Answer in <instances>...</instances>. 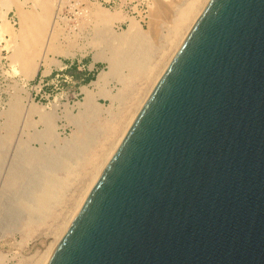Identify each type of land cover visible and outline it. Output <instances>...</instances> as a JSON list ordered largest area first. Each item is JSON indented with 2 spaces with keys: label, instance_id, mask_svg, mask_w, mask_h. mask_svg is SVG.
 Returning <instances> with one entry per match:
<instances>
[{
  "label": "water",
  "instance_id": "1",
  "mask_svg": "<svg viewBox=\"0 0 264 264\" xmlns=\"http://www.w3.org/2000/svg\"><path fill=\"white\" fill-rule=\"evenodd\" d=\"M46 264H264V0H209Z\"/></svg>",
  "mask_w": 264,
  "mask_h": 264
},
{
  "label": "rangeland",
  "instance_id": "2",
  "mask_svg": "<svg viewBox=\"0 0 264 264\" xmlns=\"http://www.w3.org/2000/svg\"><path fill=\"white\" fill-rule=\"evenodd\" d=\"M191 1L0 0V264L40 263L63 233ZM29 94L47 117L24 118Z\"/></svg>",
  "mask_w": 264,
  "mask_h": 264
},
{
  "label": "bare ground",
  "instance_id": "3",
  "mask_svg": "<svg viewBox=\"0 0 264 264\" xmlns=\"http://www.w3.org/2000/svg\"><path fill=\"white\" fill-rule=\"evenodd\" d=\"M209 2V0H207V1H203V0H192L191 2H190V4L187 6V8L185 9V10H183L181 13H180V15H179V20H178V22H177V24H176V26H175V29H174V40L175 41H178V43L179 44H177L176 45V50H175V53L177 52V50L179 49V47L181 46V44L183 43V41L185 40V38L187 37V35H188V33L190 32V30L192 29V27L194 26V24L196 23V21H197V19L199 18V16L201 15V13H202V11L204 10V8L206 7V5H207V3ZM177 39V40H176ZM181 39V40H180ZM176 44V43H175ZM63 52V51H62ZM66 52V51H65ZM67 53V52H66ZM175 53L172 55V57L169 59V61L168 62H166L165 64H164V68H162L160 71H158V73L156 74V76H155V79H154V84H153V87L150 89V91L147 93V95L145 96V98H144V100L142 101V103H140L141 105L138 107L137 106V108H138V113L140 112V110L142 109V107H143V105L145 104V102H146V100L148 99V97H149V95H150V93L152 92V90H153V88L155 87V85H156V83H157V81L159 80V78L161 77V75L163 74V72L165 71V69L167 68V66L169 65V63H170V61L172 60V58H173V56L175 55ZM61 54V53H60ZM64 54V53H63ZM65 55H67V54H65ZM69 55V54H68ZM43 57H46V53H44V56ZM162 61V60H161ZM37 68H38V65H36L35 66V68H34V70H33V72H32V74L34 75L35 73H36V71H37ZM156 69H158V68H156ZM155 69V70H156ZM153 71V70H152ZM157 71V70H156ZM156 71L155 72H153L154 74L156 73ZM152 76H153V74H152ZM101 80V77L100 76H98V78L96 79V80H93L92 82H91V84L93 85V86H95V87H97L99 84H100V81ZM90 92H91V90L90 89H88V87H85V94H86V98L87 99H89V97H90ZM28 97V100H29V102H28V104H27V110H25L26 112H25V116H24V118H28V117H30V115L31 114H37V115H39L40 116V118H45V117H47V116H44V113H45V115H47L46 114V110H45V108L43 107V106H37L34 102H33V100H32V98H31V96H30V94L27 96ZM138 113H136L135 114V116H134V118L132 119V121L130 122V123H128V126H127V130H126V132L129 130V128H130V126L132 125V123H133V121L135 120V118L137 117V115H138ZM32 116V115H31ZM49 122V121H48ZM22 130V129H21ZM126 132L124 133V135L126 134ZM124 135L121 137V139L119 140V141H117L118 143L116 144V145H114L113 146V148L114 149H112V151L110 152V154L108 155H106L107 157H106V159L103 161V164L101 165V167H100V169H98V171H97V174H96V176H94L95 177V179L92 181V183L89 185V187H88V189H87V187H86V189L87 190H85V193L83 194V196L82 197H80V199H78V202H77V209H75V210H73L74 211V213L72 212V214H70V215H73L72 216V218L70 219V221H68L69 223L67 224V222H66V224H67V227H65L64 229V231H63V233L60 235V234H58L59 235V237H58V235H56L57 236V240L55 241V240H53V244H51L50 246H51V249H50V246H49V248L48 249H50V250H48V249H46V252L44 251V253H46L47 255H44L45 257H43V255H42V257L39 259L40 261H38V262H40L41 264H46L47 263V261H48V259L50 258V256L52 255V253H53V251L55 250V248H56V246L58 245V243L60 242V240H61V238L63 237V235H64V233L66 232V230L68 229V227H69V225L71 224V222H72V220L74 219V217H75V215L77 214V212H78V210L80 209V207L82 206V204H83V202L85 201V199L87 198V196L89 195V193L91 192V190L93 189V187H94V185L96 184V182H97V180L99 179V177H100V175H101V173L103 172V170H104V168H105V166L107 165V163H108V161L110 160V158H111V156L113 155V153L115 152V150H116V148L119 146V144H120V142L122 141V139H123V137H124ZM1 137V136H0ZM2 140V139H1ZM0 140V141H1ZM17 141H19V138H18V140ZM1 143H2V141H1ZM57 143V142H56ZM55 143V144H56ZM3 144V143H2ZM17 145V144H16ZM15 145V146H16ZM43 145V144H42ZM44 146V145H43ZM57 146H58V149H60V148H64L65 147V145L64 146H62V145H60V143L58 142L57 143ZM116 146V147H115ZM17 147V146H16ZM56 147V146H55ZM28 149V148H27ZM26 149V150H27ZM33 150V149H32ZM31 151V150H30ZM14 152V154H15V151H13ZM12 152V153H13ZM33 152V151H32ZM34 153H36V152H33V154ZM33 155H31V157H32ZM13 157V156H12ZM15 157V156H14ZM14 157L12 158L13 160H14ZM32 158H34V157H32ZM11 159V158H10ZM12 159H11V161L10 162H12L13 163V161H12ZM15 162H16V160H14ZM10 164V163H9ZM9 164H6V165H8L9 166ZM16 163H13V164H11V166L12 165H15ZM10 167V166H9ZM16 167V166H15ZM13 169H14V167H12ZM6 169L8 170V167H6ZM11 168H9V170H10ZM42 187H44L45 188V186H42ZM41 187V188H42ZM39 188V187H38ZM44 188H42L41 189V192L43 191H45V190H43ZM38 190V189H37ZM48 190V189H47ZM39 192V191H38ZM41 192H39V194L41 193ZM42 192V193H43ZM42 193H41V196H42ZM45 193V192H44ZM43 193V194H44ZM39 194H38V196H39ZM37 195V194H36ZM41 196H39V197H41ZM68 218H70V217H68ZM61 231V230H60ZM60 231H58V232H60ZM56 238V237H55ZM55 241V242H54ZM49 251V252H48ZM43 258V259H42ZM45 258V259H44ZM40 263H37V264H40Z\"/></svg>",
  "mask_w": 264,
  "mask_h": 264
}]
</instances>
